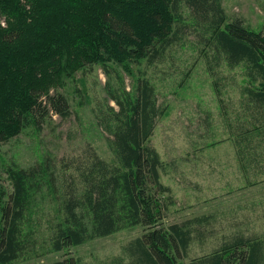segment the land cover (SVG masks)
<instances>
[{"label":"trees","instance_id":"obj_1","mask_svg":"<svg viewBox=\"0 0 264 264\" xmlns=\"http://www.w3.org/2000/svg\"><path fill=\"white\" fill-rule=\"evenodd\" d=\"M181 7L188 9L185 18ZM0 14L6 22L0 27V145L29 126L39 128L50 114L70 115L58 92L63 76L93 66L108 76L111 63L126 70L127 62L152 64L188 25L213 52L211 58L206 54L211 72V59L228 69L242 68L246 137L264 139V33L243 18L226 21L220 0H0ZM117 83L116 88L107 83L99 109L111 161L92 153L85 160L60 161L59 170L49 156L27 168L6 167L11 192L0 204V264L38 255L42 221L34 202L39 196L55 206L47 224L50 252L68 254L70 248L139 226L141 236L127 247L129 264H264V238L240 232L214 252L184 262L193 241L203 237L194 224L209 218L165 224L174 201L160 182V157L147 144L162 104L146 77L137 80L133 92L119 75ZM49 264L83 263L67 256Z\"/></svg>","mask_w":264,"mask_h":264},{"label":"rangeland","instance_id":"obj_2","mask_svg":"<svg viewBox=\"0 0 264 264\" xmlns=\"http://www.w3.org/2000/svg\"><path fill=\"white\" fill-rule=\"evenodd\" d=\"M220 4L226 21L243 18L253 30L264 33V0H220ZM187 14L188 9L181 7L182 18ZM5 26V17L0 14V27ZM184 32L152 64L146 60L127 62L126 70L111 63L108 76L100 66L63 76L58 92L67 99L70 115L61 119L50 114L39 128L29 126L0 145V204L11 192L5 173L8 166L27 168L49 156L57 160L55 167L59 170L60 161L85 160L92 153L111 161L106 141L109 135L100 125L99 113L107 99V83L118 87L119 75L126 90L133 92L137 80L146 77L153 83L163 108L147 144L160 157V182L170 188L174 201L164 222L181 223L204 215L209 218L194 224V228L203 230V237L193 241L184 262L214 252L236 232L264 238V139L256 136L249 142L246 137L250 125L241 91L242 68L228 69L224 63L218 66L211 59L212 73L206 54L210 57L213 52L200 42L192 26L188 25ZM109 105L117 110L110 100ZM239 137L243 173L220 165L226 159L231 165L236 164L232 162L234 146L227 139ZM246 165L250 168L246 169ZM54 207L48 196L37 197L34 210L42 221L38 255H25L12 264H49L67 256L83 264H129L127 247L141 236L139 226L70 248L68 254L50 252L47 224Z\"/></svg>","mask_w":264,"mask_h":264},{"label":"crops","instance_id":"obj_3","mask_svg":"<svg viewBox=\"0 0 264 264\" xmlns=\"http://www.w3.org/2000/svg\"><path fill=\"white\" fill-rule=\"evenodd\" d=\"M228 141L231 142V144L234 146V150H235V153H234V156H232V162H236V164H233L232 165L230 164V160H224L225 162L221 163L220 165H229V166H232V167H235L237 168L238 170L240 169L241 172L243 173V163L241 162V157L243 155L242 153V139L239 137V138H230V139H227ZM250 168V166L246 165V169Z\"/></svg>","mask_w":264,"mask_h":264},{"label":"built area","instance_id":"obj_4","mask_svg":"<svg viewBox=\"0 0 264 264\" xmlns=\"http://www.w3.org/2000/svg\"><path fill=\"white\" fill-rule=\"evenodd\" d=\"M2 21V20H1ZM2 25H4V22L2 21V23H1Z\"/></svg>","mask_w":264,"mask_h":264}]
</instances>
